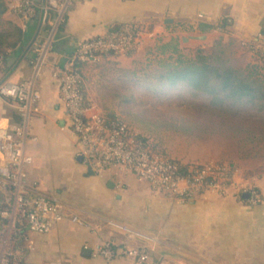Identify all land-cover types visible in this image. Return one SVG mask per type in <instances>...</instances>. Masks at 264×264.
Instances as JSON below:
<instances>
[{
  "label": "crops",
  "instance_id": "0c3cea01",
  "mask_svg": "<svg viewBox=\"0 0 264 264\" xmlns=\"http://www.w3.org/2000/svg\"><path fill=\"white\" fill-rule=\"evenodd\" d=\"M36 1L42 4L48 0ZM4 2L7 9L3 22L13 24L24 37L17 54L8 51L13 58L0 71V78L18 82L30 76L31 44L39 31L40 14L23 21L14 12L13 1ZM125 23L137 24L147 31L137 51L145 47L152 52L158 49L164 55L176 41L184 53L185 45L209 43L215 34L219 40L231 37L248 48L249 42H264V0L71 1L56 32L53 63L48 62L42 69L37 84L39 112L30 118L33 139L25 151L31 162L25 173L30 187L59 200L65 212L76 215L83 224L64 219L45 234L28 233L29 248L24 247L22 264L56 260L60 264H128L124 258L106 261L97 255V248L105 241L143 243L152 264H264V178L249 180L262 197V202L254 206L244 198H235L233 193L214 192L177 202L120 169L94 173L80 156L51 65L60 64L80 41ZM42 30L41 27L39 34ZM184 35H205L206 39L183 43ZM114 60L107 56L81 68L88 115L114 114L102 103L110 92L104 87L96 88L95 82V77L102 76L100 70L114 65ZM19 120L15 107L0 97V123L15 124ZM111 223L125 225L153 241L128 240Z\"/></svg>",
  "mask_w": 264,
  "mask_h": 264
},
{
  "label": "built area",
  "instance_id": "2783aa9c",
  "mask_svg": "<svg viewBox=\"0 0 264 264\" xmlns=\"http://www.w3.org/2000/svg\"><path fill=\"white\" fill-rule=\"evenodd\" d=\"M14 12L27 21L40 14V27L32 43L30 76L18 82L0 78V97L15 107L19 122L0 123V264H22L21 254L29 248L28 233L45 234L54 223L68 219L83 224L76 215L65 212L57 199L35 191L27 184L25 167L31 162L26 145L33 139L30 118L39 112L40 94L37 84L42 69L53 54L56 32L64 22L72 0H12ZM147 31L137 24L125 23L108 29L104 34L80 41L63 56L60 64L51 65L57 81L60 103L68 126L76 138L79 154L94 173L117 168L146 182L149 188L177 202H184L205 192L219 195L233 193L241 200L246 193L248 205L262 202L260 191L249 180H238L221 164L186 166L155 150L148 139L142 140L129 132L118 120L102 115H88L89 102L85 94L81 68L107 56H125L136 52ZM264 51V48H263ZM3 59L0 57V67ZM111 225L128 240L142 242L153 238L125 225ZM97 255L110 261L124 258L128 264H152L149 252L141 244L131 245L105 241ZM47 264H60L59 261Z\"/></svg>",
  "mask_w": 264,
  "mask_h": 264
},
{
  "label": "rangeland",
  "instance_id": "374dc122",
  "mask_svg": "<svg viewBox=\"0 0 264 264\" xmlns=\"http://www.w3.org/2000/svg\"><path fill=\"white\" fill-rule=\"evenodd\" d=\"M206 42L187 44L184 53L193 58L198 49L205 55L220 50L221 61L245 79L257 80L264 92V42H249L246 48L231 37L219 40L217 34ZM159 54L144 47L131 55L109 56L114 65L92 79L96 88L110 92L103 105L131 134L147 137L157 152L180 164H221L241 181L264 178V99L235 100L220 91L210 95L184 84L170 86L159 75L176 56L167 61L166 54Z\"/></svg>",
  "mask_w": 264,
  "mask_h": 264
},
{
  "label": "trees",
  "instance_id": "16d2710c",
  "mask_svg": "<svg viewBox=\"0 0 264 264\" xmlns=\"http://www.w3.org/2000/svg\"><path fill=\"white\" fill-rule=\"evenodd\" d=\"M6 9L4 0H0V57L3 59L0 71L12 57L8 51L17 54L18 48L23 44L24 37L21 30L13 24L3 22L2 16ZM200 27L203 28V26ZM169 47L171 48V55L167 57V61L176 56L175 63L164 64L165 70L160 73L159 78L166 80L170 86L184 84L194 91H202L210 95L220 91L225 93V98L235 100L242 98H247L250 101L256 98L264 99V92L261 91L262 88L257 80L245 79L239 69L228 66L227 61L220 60L222 51L219 50L218 55H205L201 49H198L195 51L194 57L191 58L188 54L180 52L176 41ZM213 100L221 101L222 99L219 100L213 96ZM104 117L107 120H118L113 113H107ZM137 138L148 139L140 135H137Z\"/></svg>",
  "mask_w": 264,
  "mask_h": 264
},
{
  "label": "water",
  "instance_id": "95a60500",
  "mask_svg": "<svg viewBox=\"0 0 264 264\" xmlns=\"http://www.w3.org/2000/svg\"><path fill=\"white\" fill-rule=\"evenodd\" d=\"M37 33H38V31H37ZM37 33L34 36V38L32 40V43L35 40V38L37 36ZM263 34H264V31H263ZM205 39H206L205 35H184V36L181 37V41L183 43H187L189 41H198V40L201 41V40H205ZM46 59H47V62L53 63V59H54L53 54H49ZM242 198L246 199L247 198V194L246 193L242 194Z\"/></svg>",
  "mask_w": 264,
  "mask_h": 264
}]
</instances>
